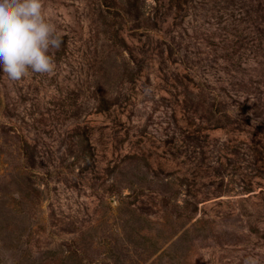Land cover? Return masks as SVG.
Returning a JSON list of instances; mask_svg holds the SVG:
<instances>
[{
	"label": "rangeland",
	"instance_id": "374dc122",
	"mask_svg": "<svg viewBox=\"0 0 264 264\" xmlns=\"http://www.w3.org/2000/svg\"><path fill=\"white\" fill-rule=\"evenodd\" d=\"M56 75L0 70V264H264V0H44Z\"/></svg>",
	"mask_w": 264,
	"mask_h": 264
},
{
	"label": "clouds",
	"instance_id": "9594fccd",
	"mask_svg": "<svg viewBox=\"0 0 264 264\" xmlns=\"http://www.w3.org/2000/svg\"><path fill=\"white\" fill-rule=\"evenodd\" d=\"M51 16L44 0H0V70L9 81H20L29 71L56 75L49 50L58 49L62 41ZM244 264L259 261L249 256Z\"/></svg>",
	"mask_w": 264,
	"mask_h": 264
}]
</instances>
